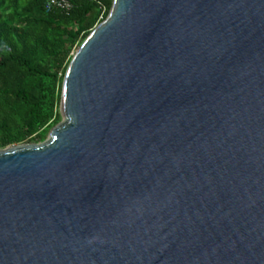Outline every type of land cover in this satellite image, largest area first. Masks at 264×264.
I'll list each match as a JSON object with an SVG mask.
<instances>
[{"label": "water", "instance_id": "1", "mask_svg": "<svg viewBox=\"0 0 264 264\" xmlns=\"http://www.w3.org/2000/svg\"><path fill=\"white\" fill-rule=\"evenodd\" d=\"M59 112L0 148V264H264V0H112Z\"/></svg>", "mask_w": 264, "mask_h": 264}, {"label": "trees", "instance_id": "2", "mask_svg": "<svg viewBox=\"0 0 264 264\" xmlns=\"http://www.w3.org/2000/svg\"><path fill=\"white\" fill-rule=\"evenodd\" d=\"M0 0V148L40 142L60 121L63 77L73 53L112 0Z\"/></svg>", "mask_w": 264, "mask_h": 264}, {"label": "built area", "instance_id": "3", "mask_svg": "<svg viewBox=\"0 0 264 264\" xmlns=\"http://www.w3.org/2000/svg\"><path fill=\"white\" fill-rule=\"evenodd\" d=\"M71 4L68 0H46L45 9L49 10L51 8H59L62 10H68Z\"/></svg>", "mask_w": 264, "mask_h": 264}, {"label": "rangeland", "instance_id": "4", "mask_svg": "<svg viewBox=\"0 0 264 264\" xmlns=\"http://www.w3.org/2000/svg\"><path fill=\"white\" fill-rule=\"evenodd\" d=\"M60 115H61V114H60ZM61 119H62V116L60 117V121H61ZM60 121H59V122H60ZM52 127H53V126H52ZM52 127H51V128H52ZM51 128H49V130L47 131L46 136H45V139L48 137V134H49V131L51 130ZM21 144H22V143H21ZM14 145H17V144H14ZM10 146H11V145H10Z\"/></svg>", "mask_w": 264, "mask_h": 264}]
</instances>
